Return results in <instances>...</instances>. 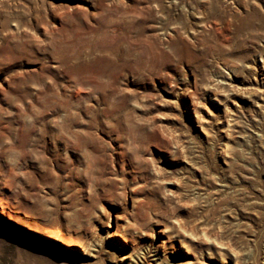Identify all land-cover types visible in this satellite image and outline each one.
<instances>
[{"label":"rangeland","instance_id":"374dc122","mask_svg":"<svg viewBox=\"0 0 264 264\" xmlns=\"http://www.w3.org/2000/svg\"><path fill=\"white\" fill-rule=\"evenodd\" d=\"M262 62L264 0H0V203L99 238L0 216V264H127L114 229L159 264H262Z\"/></svg>","mask_w":264,"mask_h":264},{"label":"bare ground","instance_id":"6f19581e","mask_svg":"<svg viewBox=\"0 0 264 264\" xmlns=\"http://www.w3.org/2000/svg\"><path fill=\"white\" fill-rule=\"evenodd\" d=\"M260 69L264 71V62L260 64ZM232 112H226L225 110L222 111L223 118L221 122L223 124H228V118L231 116ZM201 126L203 124L207 126L215 125L218 127V121L215 119H209L207 121H201L199 120ZM202 135L205 139H209L210 134L208 131H204L202 129ZM228 145L227 140H225L222 144V148H226ZM0 216L1 218L5 219L7 223H15L29 231L31 234L37 236V237H42V236H47L52 238L53 240L68 244L65 241V237L56 230H47L41 227L38 223L25 219L21 216L15 215L12 213L5 205L0 203ZM116 217V216H115ZM117 226V223H116ZM90 239V242L87 241L85 244L83 243H73V244H68V245H73L76 246L75 249L81 251L85 255H93V250L94 246L96 243V240L99 238L97 237V233H94ZM151 237V236H150ZM68 241V240H67ZM105 241L107 243H113L116 247H119L120 250H127L125 254H123V258L127 264H159L158 260L163 252V244L156 242L154 239H150V244H151V249H148L145 252L139 253L138 251L135 250V248H132L128 243L127 239L122 236L120 231L118 229H114L112 231H106V236H105ZM146 245V244H145ZM149 246V245H148ZM168 264H180L178 262H168ZM264 264V261L262 262Z\"/></svg>","mask_w":264,"mask_h":264},{"label":"water","instance_id":"95a60500","mask_svg":"<svg viewBox=\"0 0 264 264\" xmlns=\"http://www.w3.org/2000/svg\"><path fill=\"white\" fill-rule=\"evenodd\" d=\"M16 225V224H15Z\"/></svg>","mask_w":264,"mask_h":264}]
</instances>
